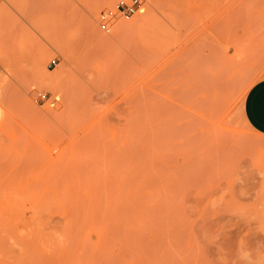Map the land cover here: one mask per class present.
<instances>
[{
    "label": "rangeland",
    "instance_id": "374dc122",
    "mask_svg": "<svg viewBox=\"0 0 264 264\" xmlns=\"http://www.w3.org/2000/svg\"><path fill=\"white\" fill-rule=\"evenodd\" d=\"M115 3L0 0V264H264V0Z\"/></svg>",
    "mask_w": 264,
    "mask_h": 264
},
{
    "label": "crops",
    "instance_id": "0c3cea01",
    "mask_svg": "<svg viewBox=\"0 0 264 264\" xmlns=\"http://www.w3.org/2000/svg\"><path fill=\"white\" fill-rule=\"evenodd\" d=\"M243 113L251 127L264 133V76L248 89L243 103Z\"/></svg>",
    "mask_w": 264,
    "mask_h": 264
},
{
    "label": "built area",
    "instance_id": "2783aa9c",
    "mask_svg": "<svg viewBox=\"0 0 264 264\" xmlns=\"http://www.w3.org/2000/svg\"><path fill=\"white\" fill-rule=\"evenodd\" d=\"M143 0H116L115 8L126 20L131 19L139 10L142 5ZM52 63H56V59H52ZM45 92L37 93L35 99L37 101H42L46 98Z\"/></svg>",
    "mask_w": 264,
    "mask_h": 264
},
{
    "label": "bare ground",
    "instance_id": "6f19581e",
    "mask_svg": "<svg viewBox=\"0 0 264 264\" xmlns=\"http://www.w3.org/2000/svg\"><path fill=\"white\" fill-rule=\"evenodd\" d=\"M48 1H49V0H31L32 3H33V2H34V3H35V2H36V3L38 2V3H42V4H43V3H46V2H48ZM107 2H108V8H109L108 10H109V14H110V15L113 14V16H114V12H113V11H114V10H113L114 8H113V6H112V2H111V1H107ZM231 81H232V80H231ZM228 85H229V84H228ZM219 90H220V89H219Z\"/></svg>",
    "mask_w": 264,
    "mask_h": 264
}]
</instances>
